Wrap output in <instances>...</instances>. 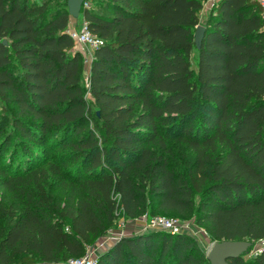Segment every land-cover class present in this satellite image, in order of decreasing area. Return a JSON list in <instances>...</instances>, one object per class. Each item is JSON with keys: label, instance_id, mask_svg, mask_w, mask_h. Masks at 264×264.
<instances>
[{"label": "trees", "instance_id": "obj_1", "mask_svg": "<svg viewBox=\"0 0 264 264\" xmlns=\"http://www.w3.org/2000/svg\"><path fill=\"white\" fill-rule=\"evenodd\" d=\"M203 5L84 6L103 39L85 87L67 4L0 0V101L10 105L0 111V192L12 198L0 195V264L84 255L118 212L193 214L215 240L264 239L259 1L217 0L200 22ZM169 139L191 158L176 160ZM50 175L66 180L63 201L45 187ZM228 262L264 264V244ZM97 264L210 262L189 233L149 229L114 240Z\"/></svg>", "mask_w": 264, "mask_h": 264}, {"label": "rangeland", "instance_id": "obj_2", "mask_svg": "<svg viewBox=\"0 0 264 264\" xmlns=\"http://www.w3.org/2000/svg\"><path fill=\"white\" fill-rule=\"evenodd\" d=\"M98 1L100 0H87L86 6L95 5ZM213 1L214 0H204L203 9L199 12L200 20H201L200 22H203L205 20L210 7L214 4ZM47 3L49 4L50 8H54L57 5L66 4V1L65 0H47ZM81 19H82V12H80L77 17L71 16L69 25H72V26L77 25L80 23ZM90 52L91 51L88 49L84 52V54L81 53V75H82V83L85 87L88 86L89 63L85 60L84 57H87V60H88ZM194 65H195V62L193 60V66ZM87 97L89 98L88 95ZM2 105L8 108L10 107L9 104L3 101H0V111H1ZM167 144L170 147V151L173 152V157L176 160L191 158L192 152L189 149H187L182 143H177V141L173 139H169L167 141ZM45 165L46 164L44 161V162H40L34 165L27 164L26 167L29 169H33V168H37V167H41ZM23 168L24 167L22 166L21 169ZM65 183H66V180H64L61 176L50 175L47 181L45 182V187L50 190V192L52 193L54 197L63 201L66 196V192H67V188L63 186V184ZM0 195L5 198V201H9V200L12 201V198L7 193L1 191ZM155 214L156 215L157 214L166 215L168 217L177 219L179 221V224L185 227V229L181 230V232H186L192 235L194 239L197 241V243L201 246V248L206 253L208 252L212 244L215 241H217L210 237L207 230L202 224H199L196 222L195 216L193 214L184 215V216L177 215L174 213H164V212H156ZM136 218L139 219L143 227H145L144 215H139L135 218H127L122 213L118 212V215L115 218L113 224L110 227H108L106 232L98 235L96 238H94V240H92V243L88 245L86 252H93V250L97 252L100 249L99 247H101V245L105 241L112 242L118 239L119 237L126 235V233L135 232L136 229L139 227V226L136 227V225L133 223V220H135ZM178 231L179 230L171 232V233H175ZM263 244H264V239L251 240V245L249 249L246 251V253L243 254L244 257L248 258L249 256L254 255L255 253L259 252Z\"/></svg>", "mask_w": 264, "mask_h": 264}, {"label": "built area", "instance_id": "obj_3", "mask_svg": "<svg viewBox=\"0 0 264 264\" xmlns=\"http://www.w3.org/2000/svg\"><path fill=\"white\" fill-rule=\"evenodd\" d=\"M216 1L217 0H214L213 3ZM258 1L260 5L262 30L264 31V0ZM86 4L87 0L84 1L83 6H86ZM67 32L74 40L76 49L81 51L82 54L88 49L91 51L88 60L87 57H84L90 66L94 50L103 43V39L91 33L83 19H81L80 23L77 25H68ZM143 215L145 219V229H163L170 232L185 229V227L181 226L179 221L175 218L159 214L153 216H147L146 214ZM34 264H43V262H36ZM49 264H97V257H94L91 252H86L84 255L78 257L69 258L59 262H49Z\"/></svg>", "mask_w": 264, "mask_h": 264}, {"label": "water", "instance_id": "obj_4", "mask_svg": "<svg viewBox=\"0 0 264 264\" xmlns=\"http://www.w3.org/2000/svg\"><path fill=\"white\" fill-rule=\"evenodd\" d=\"M84 1L85 0H66L69 15L77 17L79 13L82 12ZM204 31V25H197L194 33V41L197 48L201 45ZM3 42L6 43L5 40ZM250 245L251 241L248 239L217 240L208 250L207 259L210 264H229V258L242 256L249 249Z\"/></svg>", "mask_w": 264, "mask_h": 264}, {"label": "crops", "instance_id": "obj_5", "mask_svg": "<svg viewBox=\"0 0 264 264\" xmlns=\"http://www.w3.org/2000/svg\"><path fill=\"white\" fill-rule=\"evenodd\" d=\"M203 9V8H202ZM201 9V10H202ZM82 19H83V17H82ZM72 24V23H71ZM133 223L136 225V227L137 226H139L137 229H136V231L135 232H133V233H126V235H130V234H134V233H138V232H142V231H144L145 230V227H143V225H142V223H141V221L139 220V219H135V220H133ZM113 243V241L111 242H108V241H105L102 245H101V247H99L100 249L97 251V252H95L94 250H93V252H91V254L94 256V257H98V255L101 253V252H103L109 245H111ZM43 264H49V262H43Z\"/></svg>", "mask_w": 264, "mask_h": 264}]
</instances>
